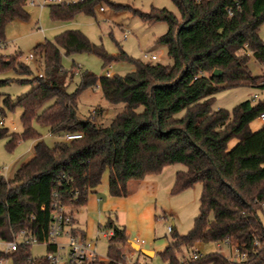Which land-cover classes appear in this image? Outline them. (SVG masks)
Wrapping results in <instances>:
<instances>
[{"label":"trees","instance_id":"trees-1","mask_svg":"<svg viewBox=\"0 0 264 264\" xmlns=\"http://www.w3.org/2000/svg\"><path fill=\"white\" fill-rule=\"evenodd\" d=\"M28 0H0V43L5 26L14 20H28ZM179 17L166 9L148 13L115 5L110 0H69L48 5L53 22H68L78 14L94 15L102 4L114 11L128 10L145 24L163 22L167 29L156 44L166 48L172 65L142 62L123 51L113 56L89 42L78 30H66L53 41L33 48L42 58V73L35 86L12 101L1 88L9 79H0V113L21 109L22 131L9 133L0 127V140L8 139L11 150L24 139L34 140L33 156L19 167L11 180L0 173V239L8 241L22 229L42 239L46 236L52 194L73 210L87 204L88 195L108 174V194L127 195V182L158 175L169 165L185 167L174 175L170 188L177 194L201 184L198 214L187 234H177L172 225L170 241L160 252L166 264H264V126L251 131L250 124L264 112V100H245L231 111L214 110L218 92L248 86L264 89V76H253L250 57L264 65V0H171ZM230 12V14H229ZM95 54L103 67L127 61L133 70L125 75L96 77L72 63L63 68L62 54ZM20 53L0 55V75L8 70L28 76L29 66L19 61ZM218 70L220 74L213 75ZM79 71V73H77ZM79 85L70 93L72 76ZM24 82V81H23ZM98 87L105 101L123 104L108 126L77 118V98ZM52 101L45 108V103ZM181 113V116L178 114ZM33 123L48 127L49 134H80L71 141L48 147ZM2 126V125H0ZM236 144L229 148V143ZM71 234L84 237L74 217ZM104 228L114 231L107 237L106 260L87 264H124L127 242L124 226L107 216ZM229 241L228 246L245 252V260L232 261L219 251L202 254L185 262L177 252L197 242ZM31 245L15 251H0L11 264H49L46 256L33 257ZM51 245L46 246V251Z\"/></svg>","mask_w":264,"mask_h":264},{"label":"rangeland","instance_id":"rangeland-1","mask_svg":"<svg viewBox=\"0 0 264 264\" xmlns=\"http://www.w3.org/2000/svg\"><path fill=\"white\" fill-rule=\"evenodd\" d=\"M69 1V0H66ZM115 5H124L129 9H137L148 13L152 8L166 9L179 17L177 7L171 0H110ZM43 0H28L24 7L29 14L28 20H14L5 26V40L3 47L0 48V55L11 56L20 53L19 61L29 66L31 74L28 76L8 70L0 75V79H9V84L1 88V92L9 95L12 101L28 93L34 86L33 80L42 73V58L34 54L33 48L45 40L53 41L54 38L66 30L80 31L90 43L101 47L109 55H117L123 51L128 57L142 62L160 63L162 65H172V60L167 56L166 48L156 44V40L166 32L167 26L163 22L145 24L137 16L132 15L128 10L114 11L109 6L102 4L94 12V15L78 14L73 20L68 22H53L50 19L48 5L41 6ZM103 8V11H99ZM128 36L124 38V33ZM260 36L264 39L263 30ZM144 54L156 55L155 60L144 58ZM61 63L64 69L70 70L72 63L76 64L82 71H88L96 77L103 76L105 72L111 71L112 74L125 75L133 70V66L127 61L111 62L109 66L103 67L102 61L95 54L78 53L71 56L62 54ZM254 58L250 57L248 69L253 76H261V65ZM79 73V71L77 72ZM24 81V82H23ZM79 75L72 76V80L67 87V91L72 93L79 85ZM261 93L259 89L250 87H237L225 89L218 92L215 96L213 109H225L231 111L237 104L251 100L253 95ZM52 101L45 103L43 108L49 106ZM255 102V99H252ZM2 99L0 101V109ZM124 109L123 104L111 105L101 95L98 87L83 90L77 98V118L82 121H93L99 126H108L112 119ZM181 116V113L178 114ZM21 109L4 110L0 113L1 128L7 129L9 133H20L22 123L20 120ZM259 125L257 119L250 126ZM34 128L42 136L44 143L48 147H53L56 142L62 141L63 136L49 134V129L43 125L33 123ZM8 139L0 140V173L6 180H11L16 170L25 164L33 156L34 140H20L14 148L9 150L6 147ZM236 142V141H234ZM236 144V143H235ZM233 140L229 143L232 148ZM180 164L166 166L160 173L159 179L163 186L159 189L157 200L154 205V212L151 218L145 221L133 219L127 215L123 225L128 230L129 242L123 246V251L128 258L137 260L141 264H166L161 258L160 252L164 250L171 237L166 232L167 226H174L177 234H187L193 226L194 218L198 214L199 197L201 194V184L196 183L192 187L185 189L177 194H171V187H164L165 183L175 172L184 170ZM172 186V185H171ZM90 195V193H89ZM88 195V198H89ZM94 212L92 213V209ZM96 208L86 204L73 211V217L80 228L84 231V238L95 242L96 253L101 260H106L107 237L98 234V224L104 226V220L98 218ZM115 218V212H109ZM120 215H118L119 217ZM121 219V216H120ZM138 241V242H137ZM134 242L141 249L153 252L147 256L134 249L129 244ZM6 243L0 239V251L5 252ZM197 249L201 254L212 251H219L226 257H230V248L216 242H197L192 248L183 247L177 252L180 258L189 259L193 250ZM33 257L46 254V247L43 243H34L30 246ZM2 264H11V259L7 258Z\"/></svg>","mask_w":264,"mask_h":264},{"label":"built area","instance_id":"built-area-1","mask_svg":"<svg viewBox=\"0 0 264 264\" xmlns=\"http://www.w3.org/2000/svg\"><path fill=\"white\" fill-rule=\"evenodd\" d=\"M195 2H200L201 0H194ZM69 1L66 0H43L42 7L50 4H61L67 3ZM99 11H103V8H99ZM230 14V12H229ZM128 36V33H124V38ZM4 45L0 43V48ZM144 58L155 60L156 55H146L144 54ZM111 75L110 71L105 72V76L108 77ZM257 121L264 126V112H262L258 117ZM0 125L2 122L0 121ZM80 134H65L63 136L64 141H71L74 139L80 138ZM74 212V211H73ZM73 214L69 208L63 206L62 203L58 200L57 194H52V202L50 204L49 210V222L47 226L46 236L40 239L36 234H34L30 230L22 229L16 234H13L12 238L8 241H5L6 248L5 252L15 251L20 245H32L34 243H43L46 246L51 245V249L46 251V258L49 261V264H87L90 261L99 259L96 250H95V242L97 240V236L94 241H88L84 237L79 236L78 234H71V222H72ZM172 231L171 226H167L166 232L170 234ZM98 234L109 237L114 234V231L109 228H104V226H98ZM138 242V241H137ZM218 246L221 243L226 244L228 246L229 241L225 240L223 242H216ZM231 251L230 257H228L232 261H243L246 259L247 254L245 252H240L237 248L228 246ZM202 254L194 249L192 256L189 259H185V262L195 260L199 258ZM6 259V257L0 258V264L2 261ZM124 264H141L137 260H132V258H128L126 255V262Z\"/></svg>","mask_w":264,"mask_h":264},{"label":"crops","instance_id":"crops-1","mask_svg":"<svg viewBox=\"0 0 264 264\" xmlns=\"http://www.w3.org/2000/svg\"><path fill=\"white\" fill-rule=\"evenodd\" d=\"M262 30L264 33V26L261 28L260 31ZM261 39L264 42V39L262 37ZM261 75L264 76V66H261ZM252 99H255V102L253 103H256L258 100H264V89L261 90L260 94L253 95ZM261 126L262 125L259 123V125L257 126H250V129L251 131H256ZM234 141L236 140H233V144L236 143ZM159 175L160 174L147 176L143 180H130L127 182L126 197L113 198L110 197L108 194V174L105 173L101 179L100 184L93 191L90 192L89 198L87 199V204L89 203L92 207H95L96 205V208L100 207V209H98L97 211V216L98 218L103 219L104 223H106L107 216L110 215L109 212L113 211L116 213L115 221L118 226L126 225L125 219L127 215L141 222L145 221L146 219L149 220L154 212V205L158 197L159 189L163 186L162 182L159 179ZM174 175L175 174H173L171 178H169V180L165 183L164 187H166L167 185V187H171L174 180ZM93 212L94 208L92 209V213ZM118 215L121 216V219L120 216L118 217ZM99 225L100 224H98V226ZM125 234L127 242H129V234L127 229H125ZM129 244L131 245V242Z\"/></svg>","mask_w":264,"mask_h":264},{"label":"water","instance_id":"water-1","mask_svg":"<svg viewBox=\"0 0 264 264\" xmlns=\"http://www.w3.org/2000/svg\"><path fill=\"white\" fill-rule=\"evenodd\" d=\"M219 74H220V71H218V70H214V71H213V75H214V76H217V75H219ZM131 245H132V247H133L134 249L139 250L140 252H142L143 254H145V255H147V256H151V255L153 254V252L150 251V250L139 248V245L136 244V243L131 242Z\"/></svg>","mask_w":264,"mask_h":264}]
</instances>
